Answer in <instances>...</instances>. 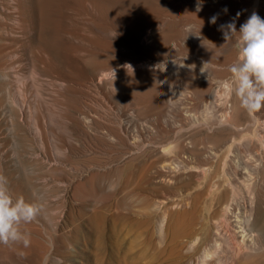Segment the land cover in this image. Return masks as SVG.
Masks as SVG:
<instances>
[{"label":"rangeland","instance_id":"obj_1","mask_svg":"<svg viewBox=\"0 0 264 264\" xmlns=\"http://www.w3.org/2000/svg\"><path fill=\"white\" fill-rule=\"evenodd\" d=\"M199 1L0 0V44L5 46L11 67L25 78L17 86L20 96L25 97V114L33 110L31 114L37 118L43 115L51 127V139L62 147L67 141L58 125L51 124L46 110L60 120L77 106L91 121L86 134L74 135L70 159L64 161L66 173L61 174L36 156L40 150L35 138L26 134L27 124H21L19 116L20 122L11 115L4 119L5 111L0 108L1 164L17 170L27 159L28 171L42 177L35 181L36 200L30 203L40 213L34 222L20 228L30 244H0V264H95L99 236L104 238V250L112 264L225 263L233 244L222 234L226 220L220 215L221 207L214 197L208 208L210 197L202 191L204 178L195 172L196 158L189 152L178 154L173 146L174 137L206 134L208 139L201 144L206 155L221 129L216 120L227 107L221 105L223 88L219 83L231 81V73L224 71L220 56L206 51L204 22L192 15L202 13L210 2ZM122 62L132 68L123 73L127 80L124 87L117 84L120 73L115 71ZM204 63L209 64L202 74ZM100 66L110 70L101 82L97 80ZM55 77L64 83L62 88L56 87ZM168 87L174 93L171 98L166 97ZM196 121L206 124L196 125ZM120 125L125 143L118 138ZM17 127H22L21 132ZM21 133L28 138L22 139V144ZM46 148L44 153L51 160L55 158V150L50 145ZM125 165L127 177L120 180L119 172ZM210 165V175L226 178L220 162L212 160ZM93 171L98 177L78 193L97 191L96 200L73 198L74 184ZM106 173L109 182L103 181ZM237 177L245 178L241 168H237ZM242 187L239 184L233 189L235 207L246 199ZM223 189L230 193L228 186ZM254 209L253 203L248 210L249 225L257 216ZM216 231L223 236L218 239ZM206 236L210 237L206 254L202 244L189 256ZM260 251L250 254L256 256Z\"/></svg>","mask_w":264,"mask_h":264},{"label":"bare ground","instance_id":"obj_2","mask_svg":"<svg viewBox=\"0 0 264 264\" xmlns=\"http://www.w3.org/2000/svg\"><path fill=\"white\" fill-rule=\"evenodd\" d=\"M206 1L210 2V4H207V5H205V7H203L204 10L202 13L197 14L196 12H194L192 17H193V19H196V20L199 19L198 17H200L204 22L203 24L205 27L203 25L202 26L204 27V35H205V38H206L207 44H208V49L206 50V51H208L207 53L213 54L214 56L215 55L220 56L223 60L222 66L224 67L223 68L224 71L229 72L228 71L229 66L232 65L233 63H235L237 60L238 49L236 47V41L239 38V34H236L232 40L225 42V40L223 39V33L219 30L220 26L226 25L227 23H229L233 19H235L236 20V29L238 32L240 26L246 22V20L250 17V15L254 11L262 19H264V0H205V3H206ZM199 3H200V1H199ZM224 9H227L226 13L224 12ZM237 12L241 13V15L239 16L238 19H236ZM213 16H217V20H216L215 24L210 23V20ZM195 24L198 26L197 22H195ZM22 46H21V48H22ZM14 50H17V48ZM29 52H30V50H29ZM6 53L7 52L5 50V46H1V44H0V108H3L5 113H3L2 111L1 112L3 114L7 115V116L6 115L4 116V117H6L4 119H8L7 117L8 116L10 117V115H11L13 120H15V119H17L16 117L19 116L20 121L22 120L21 124L25 123L28 126V128H27L28 130H26L28 133H26V134H31L33 136V138H35L34 140H36V143H37L38 148L40 150L39 154H37L36 156L42 157V159L44 160V163L45 162L47 164L50 163V165L55 170L60 172L61 174L66 173V164H64L65 163L64 161L70 159V156H69L70 153L69 152H70V146L72 143L71 141L73 140L74 135L79 136L80 134H86L85 130H87L90 127L91 121L88 117H86L82 114V112L80 110L81 108L79 109L77 106H73V108L70 111L67 110L65 113L66 115H64V119L60 118V120L57 119V117L53 118L52 116L48 115V110H46V115L50 118L51 124L54 123V124L58 125L57 129L62 134L63 138L67 141L66 147H62L61 145H58V143L56 141L51 139V137H50V133H52L50 130L51 127H49L50 125L48 123H46V120H44L42 118L43 115H40L37 118L35 113L33 115L31 114L33 110L31 111V113L29 115L25 114L26 111L24 109H26V108H25V101L23 99L25 97L22 98L20 96L19 90L17 88L18 85L20 86L22 83H24L25 78L22 77L21 75H19V73L17 74V72H15L14 68L11 67V65H13V64H10L9 61L5 58V55H7ZM206 55H208V54H206ZM207 59H209V58L207 57ZM26 60H27V58H26ZM22 63H23V61H22ZM125 65H128V64L125 62H122V63H119L115 66V71L120 73L119 78H118V80L116 79V81H117V84H119L121 87H124V85H126V81H127L123 75V73L128 68L127 66L125 67ZM32 66L33 67L31 68V72L33 74L37 73L35 71L36 69L34 67V62L32 63ZM162 68L164 70V66H162L161 69ZM219 70H221V69H219ZM31 72H30V76H32ZM39 72H42V71H39ZM41 75L43 76V73H41ZM97 75H98L97 80L101 82L102 80L107 79L109 77L110 70L107 67H101L100 66V68L98 69ZM34 76H36V75H34ZM190 78H192V77H190ZM33 79H34V77H33ZM55 79H56V82H55L56 87L58 86L59 88H62L64 86V83L62 81H60L61 79H59L57 77H55ZM230 83H231V81L228 82L225 80L221 81L219 83V85H221L223 88L222 95H221L223 98V102L222 103L220 102V103H221V105H224V106L226 105L227 107L220 114L219 118H217V120H216L218 122V126H220L221 129L218 131V134L216 136L214 135L215 138L213 139L212 146L209 147V150L207 151L206 155H204L206 152L205 146L201 145V144H203V141L205 139H208L206 134L200 135V136L194 135L188 139H184L181 136L177 137L176 139L174 137V140H175L174 143L175 144L173 146H174L175 150L178 152V154L179 153L183 154L185 152H189L190 154H192L196 158L197 165L196 166L194 165V166H195L197 171L195 170V172H197V173L199 172L202 175V178H204V180H205L204 184L202 182L204 189L202 191L206 193L207 196H205V197H208V196L210 197V199H209L210 202L208 204V208L213 203L214 197H215L214 200H217V203L221 207V209H220L221 214L220 215L222 216V218L224 220H226V223L223 224L224 228L222 230L223 231L222 234L225 235V237L228 238L233 244V247L231 245H229L232 248L230 249V252L228 249V252L230 253V255L227 256L226 260H224L225 261L224 264H264V207L262 206L264 203V109H262L259 113L256 114V118L249 116V114L243 108L240 107L239 99L234 95V93L230 92L228 90V88L225 86L226 84H230ZM13 85H15V88H13V90H12ZM92 86H93V84H92ZM75 87H77V86H75ZM75 89H78V88H75ZM91 89H93V88H91ZM86 91H87V89H86ZM165 91H166V97L171 98L172 96H174V93L171 92L172 91L171 87L166 88ZM35 93H36V91H35ZM200 96H202V95H200ZM200 99H203V96ZM133 109H135V107ZM151 109H153V108H151ZM15 111H18V113L16 112V115L14 114V116H13L12 114ZM2 113H0V114H2ZM135 113H136V111H135ZM119 115H120V113H119ZM135 115H134V117H136ZM12 118H11V120H12ZM11 120L10 121L8 120V121L11 123V122H13ZM20 121L18 120V122H20ZM196 122H197L196 125L202 124V123L206 124V122H204V121L203 122L196 121ZM13 124L14 123H12V125ZM17 124H19L18 126H20V123H17ZM27 126H24V127H27ZM122 126L123 125L119 126V129H118L119 137L118 138H119L121 143H125L124 128ZM206 128H208V126ZM20 129H22V127H20V128L17 127L18 132L20 131ZM189 129H190V127H189ZM183 130H185V129H183ZM17 131H15V132H17ZM22 131H24V130H22ZM106 132L103 133V137H105V135L107 134ZM21 136L20 137H21V144H22V141H23L22 139L26 138V136L24 135V133ZM166 137H167V135H166ZM26 139H28V138H26ZM83 140H84V138H83ZM19 142L20 141H18V143ZM46 143L48 145H50L51 148H53L55 150V152L57 153V155H55V158H53L52 160H51V158H49V155L44 153L45 150L47 149L46 147L48 146L47 145L45 147ZM21 144H20V146H21ZM24 144L26 145L27 143H24ZM156 150H157V148H156ZM21 151H22V148H21ZM203 156H204V158H202ZM167 159H169V158H167ZM0 160H2V159H0ZM212 160L216 161V162H220V166L222 168V170H221V168H220V170L223 171V176H225L226 178L221 180L219 178L218 179L215 178V176H212V174L210 175V173L212 172L211 171L212 165H210V162L212 164ZM184 161H185V159H184ZM14 162H16V160ZM118 162H119V160H118ZM188 164L189 163H187L186 165H188ZM3 165L4 164L3 163L1 164V161H0V176L2 178H4V180L6 181L7 187L9 189L11 196L15 200L19 199V198H23L25 200V202H27L29 204L31 202L35 201L36 198L34 196V190L36 189L35 187L37 185L36 180L41 179L42 177H40L38 174L33 175V171H28L29 170L28 167L30 166L29 161L27 159L23 160L21 162L20 166L19 167L17 166L18 167L17 170H12V168H11V170H9V168L11 166H8L9 168L8 167L5 168V166H3ZM6 165H8V164H6ZM126 166L127 165H125L124 167H122L120 169V172H119L120 180H121V178L124 179V177H127L126 176V171H127ZM169 166H171V165H169ZM13 168H15V167H13ZM192 168H193V166H192ZM195 168H193V169H195ZM237 168H241L243 170V173L245 175L244 179H239L237 177ZM170 169H171V167H170ZM35 170L37 171V169H34V171ZM109 175H111V174H109ZM219 175H220V173H219ZM97 177H98L97 172L93 171L89 174L87 179H85L82 182L75 183L73 186V198H75V199L78 198L79 200H96V198H97L96 192L97 191L96 192H86V190H85V192L79 194L78 190L79 189H83V190L87 189L85 184L87 182L94 181ZM109 179H110V177H109ZM103 181H108V174L107 173L104 174ZM123 181H125V180H123ZM239 184L241 186H243L245 191H246V199L241 205H238L237 207H235L234 206L235 199H234L233 189H234V187H236ZM224 186H228L231 189L230 193H228L227 191H225L223 189ZM139 199H140V197H139ZM253 203L255 204L254 210H255L257 216H256L255 220L253 221V224L249 225V221L251 220V218H250L251 216H250V214L248 215V213H249L248 210H250V211L252 210V204ZM154 204L153 205L150 204V205L154 207ZM96 213H97V211H96ZM95 217H97V216L95 215ZM223 219H222V221H224ZM217 232L218 231L215 232L217 234L215 236H217L219 239V236H221L222 234L220 232V235L218 236ZM210 235H211V233H210ZM215 236H213V237L215 238ZM110 238H111V236H109V239ZM209 238L210 237H207V236L202 238L201 241L199 242V244L197 245V247L195 249H192V251H190L192 253H190V254L187 253V254L190 256L191 254L197 253L196 251L198 250V247L202 244L203 245L205 244V246L203 247V252H204V254H206L205 252L208 251V249H209V248H207L209 246L208 245L209 241H210ZM226 238H225V240H226ZM213 240L214 241L212 243H215L216 248H218L217 247L218 245H217L215 239H213ZM216 240H217V238H216ZM98 241L99 242L96 245L98 248H97L96 254H95V264H112V262L108 259V253L106 252V250H104L105 245H106V244H104V242H105L104 238L102 236H99ZM227 247H228V245H227ZM255 251H260V253L255 254L256 256H251L250 253L251 252L255 253ZM223 252H225V251H223ZM110 256H112V255L110 254ZM186 257H187V255H186ZM180 259H181V257H180ZM204 261H205V259H204ZM207 262H208V258H207Z\"/></svg>","mask_w":264,"mask_h":264},{"label":"clouds","instance_id":"obj_3","mask_svg":"<svg viewBox=\"0 0 264 264\" xmlns=\"http://www.w3.org/2000/svg\"><path fill=\"white\" fill-rule=\"evenodd\" d=\"M199 10L198 4L197 11ZM240 15L237 12L236 19ZM216 20L217 16H213L210 23L215 24ZM219 30L223 33L225 42L239 34L236 41L237 60L228 68L231 83L225 86L239 99L240 107L249 116L256 118V114L264 109V19L254 11L238 32L235 19L221 25ZM208 64H203L200 69L202 74L206 72ZM126 66L131 68V65ZM113 73L115 77L114 70ZM39 213L40 209L36 205L25 202L23 198L13 200L6 181L0 177V244L22 243L24 247H28L30 238L20 228L22 224L34 222Z\"/></svg>","mask_w":264,"mask_h":264}]
</instances>
